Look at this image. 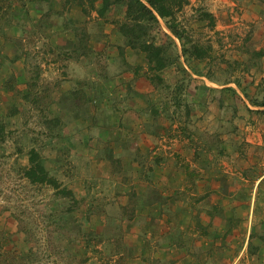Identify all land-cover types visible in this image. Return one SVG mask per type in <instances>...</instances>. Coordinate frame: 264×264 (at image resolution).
<instances>
[{
	"label": "rangeland",
	"instance_id": "374dc122",
	"mask_svg": "<svg viewBox=\"0 0 264 264\" xmlns=\"http://www.w3.org/2000/svg\"><path fill=\"white\" fill-rule=\"evenodd\" d=\"M96 1L91 4L90 0H0V121L5 125L0 141V230L3 232L2 249L16 257L10 256L8 264L139 263L138 252L131 251L116 238L120 229V209L114 193L116 187L110 181H104L100 174L93 176L90 169L92 165L102 166L96 162L99 150L105 154L106 147L115 148L122 140L108 143L99 139H86V132L98 133L102 129L98 125L86 123V109L78 110L85 114L80 117L79 113L76 116V109L68 105L66 94L77 84L74 77L85 76L95 83L94 74L102 72L105 79L111 76V82L114 76L120 80L116 82L114 94V103L119 106L112 109L117 116L113 124L107 125L112 135L134 132L119 124L122 120L120 114L126 108L117 98L131 80L130 75H133L134 85L143 87L133 90L132 98L135 97L134 102L140 104L136 110L144 121V133H156L159 138H156V147L165 144L173 149L174 143L195 136L194 129L197 128L199 132L229 128L228 132L239 133L238 126H232L231 123L213 127L209 117L211 112L216 116L219 94L213 93L217 100L214 111L208 107L211 102L202 105L203 98L210 101L211 97L207 90L200 93L204 86L198 75L203 73L208 80L217 84L229 80H240L242 83L250 81L251 71L256 69L252 64L260 61L263 54L257 56L252 53L256 43L252 45L245 30L235 23H264V0H189L178 10V21L185 27V43H189V40L211 46L210 56L202 60L186 59L182 54V41L171 33L160 18L161 30H155L158 42L170 46V51L178 58L159 72L163 82L158 84L146 79L144 72L148 64L144 52L124 44V37L119 30V22L124 18V6L110 7L100 16L97 10L100 4ZM201 10L211 11L215 15L214 26H209L206 20L199 18ZM75 21L98 23L97 27L101 23L106 28H98L100 32L115 40L116 35H121V39L110 44L108 52L100 54L93 49L91 54L86 53L84 72L81 63L66 57L69 50L65 49L69 43L65 32L61 31L62 35H59L65 41L61 45L64 51L55 54V62L51 64L44 61L48 48L36 34L35 28L32 25L25 27L28 23H59L60 26V23ZM108 26L112 28L109 30ZM163 32L170 34L176 45H171ZM8 38H11L10 41ZM120 46H123V55ZM9 49L13 51L11 60L16 72L19 71V57L23 56L27 60V67L32 73L28 91L21 88L24 84L22 81L8 77L7 65L11 62L7 54ZM45 70L47 74L43 77L54 79V86L58 85L57 93L52 92L57 102H50V93L45 90L50 89L51 84L46 86L45 83H49L44 78L41 82L39 80V72ZM257 99H264V96L259 95ZM201 111H204L203 121L198 117ZM237 111H233V116H236ZM129 115L138 118L134 112ZM220 115L233 118L231 111L227 114L223 110ZM204 125L206 127L201 128ZM162 134L165 139L160 136ZM31 148L39 152L49 173L72 189L73 199L68 195L57 194L50 185L32 183L23 175ZM95 149L98 152L93 155L91 150ZM217 153L215 164L224 165V159L229 158ZM260 155L233 156L237 167L243 166L245 160L248 162L246 169H249L242 174H233L228 170L230 172L227 174L236 179L237 186L232 187L236 197L251 191L250 188H240L242 180L249 178L252 184L264 171V155ZM92 159H95L93 163ZM222 178L228 180L226 173L221 175L220 180ZM252 192L257 201L250 206L252 221L249 224L250 229L256 231L252 232L248 242L257 254L259 246L264 247V177L257 186L252 187ZM102 199L106 202H101ZM228 204L234 208L240 206L238 203L236 206V202ZM241 239V236L234 237L237 243ZM1 264H7V260L2 259Z\"/></svg>",
	"mask_w": 264,
	"mask_h": 264
},
{
	"label": "crops",
	"instance_id": "0c3cea01",
	"mask_svg": "<svg viewBox=\"0 0 264 264\" xmlns=\"http://www.w3.org/2000/svg\"><path fill=\"white\" fill-rule=\"evenodd\" d=\"M96 2L101 4L100 0ZM58 24L28 23L25 27L29 28L32 25L35 28L36 34L48 48L44 61L51 64L55 62L54 55L64 51L61 45L65 41L63 38L60 39L59 35H62L61 31L65 32L69 43V47L65 49L69 50L66 57H72L74 62L81 63L83 72L86 67V51L91 54L94 49L96 53L103 54L109 51L110 44L121 39V35H116V40L110 35L104 36L98 29L106 28L102 27L101 23L99 27L96 26L98 23L76 21L60 23V26ZM235 24L245 30L252 45L256 43L257 46L253 47L255 50L264 51V23ZM111 26H108L109 30ZM80 29L87 35L81 38L78 34ZM10 39L8 38L9 41ZM12 52V49L7 51L10 60L13 58ZM12 60L10 65H7L8 77L22 81L24 84L21 88L28 91L32 73L27 67V60L25 61L23 56L19 57L18 72L12 67ZM252 66L256 69L254 71L250 69V83L229 80L217 84L208 80L203 73L198 75L203 83L202 87L204 86L200 93L207 90L211 97L210 101L203 98L202 105L211 102L208 107L214 111L217 100L213 93L219 94L216 116L210 111L209 119L211 124H214L213 127L231 123L232 126H238L239 133H230L229 128L211 129L210 132L205 130L199 132L197 128L194 129L196 133L194 137L179 141L178 144L174 143L173 149L165 144L156 147V138L159 139L156 133L152 135L144 133V121L136 110L140 104L134 102L135 97L132 98L133 90L143 87L132 83L133 75H130L131 80L117 97L126 108L124 113L120 114L122 120L119 124L128 130H134L128 135L123 133L112 135L107 126L113 124L114 117L117 116L112 109L119 106L118 103H114V94L116 82L120 80L114 76L111 82V76L105 79L102 72L94 74L95 83L85 76L74 77L77 84L66 94L68 105L76 109L75 114L76 116L80 114V117L85 114L78 110L86 109V123L98 125V128L102 129L98 133L86 132V139L92 141L99 139L108 143L112 140L115 142L122 140L121 143H124L115 148L105 146V154L99 150L96 162H100L102 166L92 165L90 169L93 176L100 174L104 181H110L116 187L115 199L120 209V229L116 238L131 251L138 252V264H264V247L259 246L258 253L255 254L256 249L254 252L251 243L248 242L252 232L256 231L250 229L249 224L252 221L250 206L257 201L252 187L257 186L263 179L264 171L252 184L249 178L241 179L240 188H250L251 191L238 197L232 189L237 186L234 181L236 179L227 174L230 171L233 174L235 172L242 174L249 170L246 169L248 162L245 160L243 166L237 167L234 162L235 156L258 153L261 157L264 155V99H257L259 95L264 96V53L260 61ZM46 74L47 70L39 72L40 82ZM44 80L49 83H45L46 86L51 84L50 89L45 88L46 92L50 93V102H57L58 99L55 95L53 99L52 92L57 93L58 85L54 86L52 82L54 79ZM107 84H110L109 87ZM106 92L109 95H106ZM223 110L227 114L231 111L232 116L234 110L238 111L232 118L229 115L219 116ZM133 112L138 118L129 115ZM203 114L204 111H201L198 116L202 121L205 120ZM160 136L166 138L163 134ZM91 151L95 155L98 149ZM217 151L229 158L224 159V165L215 164ZM94 161L95 159H92V163ZM224 173L228 180L227 178L220 180ZM102 200L101 202H106L105 199ZM228 202L231 204L236 202V206L237 203L240 206L234 208ZM236 236L242 237L239 243L234 240Z\"/></svg>",
	"mask_w": 264,
	"mask_h": 264
},
{
	"label": "trees",
	"instance_id": "16d2710c",
	"mask_svg": "<svg viewBox=\"0 0 264 264\" xmlns=\"http://www.w3.org/2000/svg\"><path fill=\"white\" fill-rule=\"evenodd\" d=\"M98 14L103 16L105 12L113 6L123 5L125 8L124 18L119 22V30L124 37V44L132 49L144 52L145 60L148 64L144 72L146 79L152 83H162L163 78L160 71L176 61L178 55L172 53L163 42H158L156 29L161 30L159 20L163 19L167 28L173 35L182 41V54L186 59H205L210 56L211 46H203L197 42L189 41L185 43V27L180 24L177 18L178 10H181L189 0H100ZM91 4L95 0H90ZM199 18L206 20L209 26L215 25V15L208 10H201ZM78 34L81 38L87 33L80 29ZM170 39L171 45H176L170 34L163 32ZM188 44V45H187ZM172 47V46H171ZM123 55V46L119 47ZM252 53L257 56L263 54V50L252 49ZM87 53V51H86ZM152 72V73H151ZM5 125L0 121V141L3 139ZM23 175L32 183H41L52 186L59 195L74 198L72 189L66 187L62 182L51 175L43 165L39 152L31 148L28 155V163L23 167ZM3 232L0 230V264L2 259L7 260L12 257L8 251L3 250L1 238ZM264 238V237H263ZM11 256V257H10ZM16 258V257H12ZM10 264V263H9ZM13 264V263H12Z\"/></svg>",
	"mask_w": 264,
	"mask_h": 264
}]
</instances>
